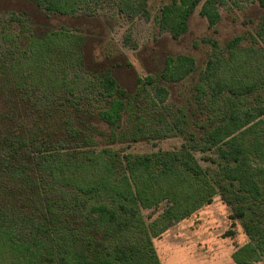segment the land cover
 <instances>
[{
  "label": "rangeland",
  "instance_id": "374dc122",
  "mask_svg": "<svg viewBox=\"0 0 264 264\" xmlns=\"http://www.w3.org/2000/svg\"><path fill=\"white\" fill-rule=\"evenodd\" d=\"M71 13L107 18L111 28L92 51L89 68L76 63V33H65L59 68L51 75L29 66L23 25L0 17V35L7 34L0 37V77L7 76L0 83L23 89L37 84L28 92L35 104L29 134L47 153L62 135L81 151L68 177L87 190L68 228L40 226L27 264H264L259 235L244 227L246 202L253 212L264 208L263 147L246 154L244 167L252 176L244 178L239 169L232 184L216 178L218 145L247 129L245 146L264 137V43L258 36L264 39V0H74ZM251 35L258 44L244 50ZM118 52L139 77L128 98L101 73ZM227 91L245 108L249 93L260 102L246 120L215 136L223 115L218 101ZM77 110L87 114L95 136L69 124V112ZM101 150L109 154L103 157ZM125 180L132 194L147 185L156 191L139 204L140 233L129 232L117 206L131 197L124 196ZM6 248L0 246V264H21L17 250Z\"/></svg>",
  "mask_w": 264,
  "mask_h": 264
},
{
  "label": "trees",
  "instance_id": "16d2710c",
  "mask_svg": "<svg viewBox=\"0 0 264 264\" xmlns=\"http://www.w3.org/2000/svg\"><path fill=\"white\" fill-rule=\"evenodd\" d=\"M73 2L74 0H0V17L6 16L9 21L23 25L21 32L26 37L25 51L30 55V67H35L40 72L46 70L49 75L55 73L60 64L58 63V52L67 42L66 36L63 35L69 32L76 33L73 41L76 63L85 68H89L88 66L93 63L92 51L104 40L108 29L111 28V21L86 13L73 14L71 13ZM184 14V20L187 22L190 17L187 12ZM0 25L2 30L1 22ZM5 35H0V37L5 38ZM258 36L264 43L263 34H258ZM255 38L250 36L251 41L244 47V50H249L253 44H258ZM146 50L145 47L142 50L144 56H146ZM108 59L109 62L102 68L101 73L117 87L124 98L130 97L135 93L139 84V77L133 64L122 52L115 53ZM1 77L7 78L5 73ZM34 87H37L36 83L24 89L10 84L2 86L0 83V246L17 250L19 256L22 257L21 264H27L31 254L29 248L40 239V226L44 231L52 232L55 229L61 230L62 227L68 228L66 224L73 223V216H75L71 214L76 213L73 211L74 206L80 203L81 197H85L87 191L68 177L69 173L72 174L69 166L77 163L79 155L82 154L81 151L69 146L67 138L62 135L56 140L53 152L47 153L44 148H38L35 134H29L31 133V118H33V123L35 118L32 116L35 104L30 102L33 93L28 92H34ZM40 89L44 88L40 87ZM21 92L23 94L19 95L18 100L15 99L14 95ZM227 92H225L227 95H222L223 98L221 97L218 101L224 117L222 115L218 124L213 127V132L215 130L217 132L215 136L222 135L228 126L235 122L240 123L241 120H246L252 114L254 104L260 100L257 93L253 95L249 93L250 97L247 98V108H245L241 105L239 97L234 100L233 91ZM228 99H231L229 101L232 104L230 110L225 105ZM68 116V122L73 127L84 129L90 136L96 135L86 125L87 114L77 110L70 111ZM249 131L250 129L245 130L244 134H240L238 140L235 139L232 143L225 142L216 147V154L220 158L218 163L220 169L216 173L217 181L221 180L226 185L232 184L231 180L239 169H243L244 178H246L245 175L252 176L251 170L244 167L247 162L246 154L252 147H255L254 151L257 153L263 147L261 154L264 155V137L253 138L254 141L245 146V133ZM101 151L103 157L109 154L106 150ZM239 154L242 155L241 161ZM181 171L189 172L187 169ZM157 176L162 178L160 172ZM124 184L127 186L124 196L129 195L136 201L130 197L131 203L130 199H127L125 204L127 207L117 206L120 208V214L127 219L125 222H128L126 226L129 232L140 233L141 206L147 202L149 195L156 191L153 185H147L140 186V190L132 194L127 180ZM18 187L24 191L17 192L15 189ZM237 187L238 185H235V188ZM224 188L229 192V187L224 186ZM232 194L234 195V192ZM244 197L246 201L249 200L247 195ZM68 201L74 203L69 205ZM247 205L248 202L244 204L247 217L244 227L249 232H257L256 235L258 234L261 240V248L264 250L262 239L264 237L262 234L264 217H255L253 214L259 211L261 216L264 214V208L260 207L259 210L253 212L251 206ZM104 246L101 244L100 250Z\"/></svg>",
  "mask_w": 264,
  "mask_h": 264
}]
</instances>
